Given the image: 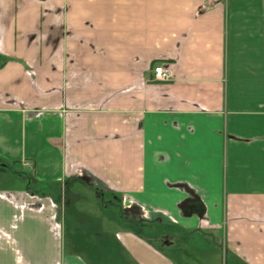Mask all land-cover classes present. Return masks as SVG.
<instances>
[{
  "label": "crops",
  "instance_id": "1",
  "mask_svg": "<svg viewBox=\"0 0 264 264\" xmlns=\"http://www.w3.org/2000/svg\"><path fill=\"white\" fill-rule=\"evenodd\" d=\"M0 180V264H264V0H0Z\"/></svg>",
  "mask_w": 264,
  "mask_h": 264
},
{
  "label": "built area",
  "instance_id": "2",
  "mask_svg": "<svg viewBox=\"0 0 264 264\" xmlns=\"http://www.w3.org/2000/svg\"><path fill=\"white\" fill-rule=\"evenodd\" d=\"M171 80H173V73H172V71L169 68H167L166 66H164L162 64L154 66L152 81L168 82V81H171ZM24 166L30 172L34 171V164L32 162L25 161L24 162ZM30 198L34 199V200H37L39 202L42 201L41 197L37 196V195H31ZM40 209L43 210L44 207L41 206Z\"/></svg>",
  "mask_w": 264,
  "mask_h": 264
},
{
  "label": "rangeland",
  "instance_id": "3",
  "mask_svg": "<svg viewBox=\"0 0 264 264\" xmlns=\"http://www.w3.org/2000/svg\"><path fill=\"white\" fill-rule=\"evenodd\" d=\"M0 182H2V180H0ZM89 197H90V201H93V199H94V203H96V204H99L98 203V201H96V197H95V195H89ZM104 202H106V199L104 200ZM108 203H106V206H108V205H110V204H108Z\"/></svg>",
  "mask_w": 264,
  "mask_h": 264
},
{
  "label": "flooded vegetation",
  "instance_id": "4",
  "mask_svg": "<svg viewBox=\"0 0 264 264\" xmlns=\"http://www.w3.org/2000/svg\"><path fill=\"white\" fill-rule=\"evenodd\" d=\"M104 197H105V196H104ZM104 197H103V198H104ZM106 200H108V199H106Z\"/></svg>",
  "mask_w": 264,
  "mask_h": 264
}]
</instances>
